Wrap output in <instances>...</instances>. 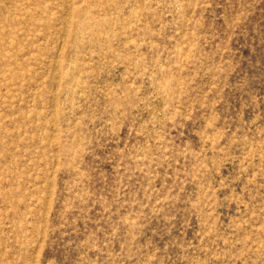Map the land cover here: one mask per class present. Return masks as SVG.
Wrapping results in <instances>:
<instances>
[{
  "label": "rangeland",
  "instance_id": "rangeland-1",
  "mask_svg": "<svg viewBox=\"0 0 264 264\" xmlns=\"http://www.w3.org/2000/svg\"><path fill=\"white\" fill-rule=\"evenodd\" d=\"M0 264H264V0H0Z\"/></svg>",
  "mask_w": 264,
  "mask_h": 264
}]
</instances>
